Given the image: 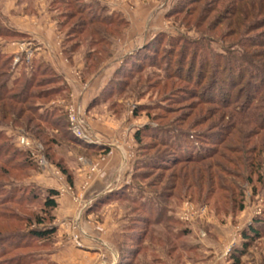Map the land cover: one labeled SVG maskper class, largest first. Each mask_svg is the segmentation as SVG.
I'll return each instance as SVG.
<instances>
[{"label": "rangeland", "instance_id": "obj_1", "mask_svg": "<svg viewBox=\"0 0 264 264\" xmlns=\"http://www.w3.org/2000/svg\"><path fill=\"white\" fill-rule=\"evenodd\" d=\"M23 87L0 264H264V0H0V93Z\"/></svg>", "mask_w": 264, "mask_h": 264}, {"label": "trees", "instance_id": "obj_2", "mask_svg": "<svg viewBox=\"0 0 264 264\" xmlns=\"http://www.w3.org/2000/svg\"><path fill=\"white\" fill-rule=\"evenodd\" d=\"M92 23V21H89ZM246 68H241V71H242V74H246ZM29 95H28V91H27V87H23V89L21 90V92H19L18 95H15V96H12V97H4V94L0 93V100H10V101H13L11 103H17V104H21L22 102H24L26 99H29ZM21 110V109H20ZM138 136H139V132H137L135 134V137L136 139H138ZM57 192L54 191V190H50L49 193H48V196L46 197V199L44 200V205L49 208V209H53L56 205L53 197L54 195L56 194ZM255 224H259L260 221H256L254 222ZM257 228L254 227V226H251V227H248L246 232L243 233V237L244 239H247V238H251L255 235H257ZM52 233H54V228H48V229H43V230H36V231H33L32 234L34 237L36 238H45V237H48L49 235H51ZM236 253H234V255H232L234 258H236Z\"/></svg>", "mask_w": 264, "mask_h": 264}, {"label": "crops", "instance_id": "obj_3", "mask_svg": "<svg viewBox=\"0 0 264 264\" xmlns=\"http://www.w3.org/2000/svg\"><path fill=\"white\" fill-rule=\"evenodd\" d=\"M115 149H116V148H115ZM118 149H119V148H118ZM119 150H120V149H119ZM122 156H123V155H122ZM122 158H123V157H122ZM122 158H121V159H122ZM109 166L111 167V165H109ZM107 167H108V166H107ZM107 167H106V168H107ZM108 170H109V169H107V170L105 171V173H104L102 176L99 177L98 182H101L100 180L105 181L104 179H105L107 176L105 177L104 175H105V174H106V175L108 174V176H109V174H110V171H108ZM63 211L65 212V210H63ZM92 235H93V234L88 235L87 238L92 240V239L94 238V236H92ZM95 238H96V237H95ZM96 239H98V238H96ZM100 243H102V242H100ZM104 245H106V244H104ZM106 246H108V245H106ZM65 252H66L67 255H68V253H69V256L66 255V257H64V258H65V262L67 261L66 259L70 257V255H75V256H77V257H79V256L82 257V256L85 255L86 259H88V261H89L87 264H104V263H105L104 259H102V258H101L100 261H98V258L101 257V256H100V254H97V253H95V254H89V253H88V254H82V253H79L78 250H73V251H71V252H70V251L67 252V251L65 250ZM69 261H70V260H68L67 264L69 263ZM69 264H71V263H69ZM74 264H76V262H75ZM80 264H82V263H80Z\"/></svg>", "mask_w": 264, "mask_h": 264}, {"label": "built area", "instance_id": "obj_4", "mask_svg": "<svg viewBox=\"0 0 264 264\" xmlns=\"http://www.w3.org/2000/svg\"><path fill=\"white\" fill-rule=\"evenodd\" d=\"M73 128L75 129V124H73ZM76 132H77L78 135H80V133H79V131L77 130V128H76ZM20 142H21V143H24L25 141H24L23 138H21V139H20Z\"/></svg>", "mask_w": 264, "mask_h": 264}]
</instances>
